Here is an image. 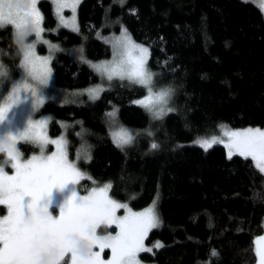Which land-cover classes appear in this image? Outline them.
Listing matches in <instances>:
<instances>
[{
    "label": "trees",
    "instance_id": "trees-1",
    "mask_svg": "<svg viewBox=\"0 0 264 264\" xmlns=\"http://www.w3.org/2000/svg\"><path fill=\"white\" fill-rule=\"evenodd\" d=\"M43 25L61 50L52 60L53 78L67 91H81L98 75L73 56H110L98 33L123 26L149 49L148 65L162 85L175 91L176 110L159 123L154 135L138 134L123 149L112 142L106 111L130 128H150L148 113L134 98L143 88L117 82L99 99L49 100L38 114L51 113V135L67 127L68 153L80 145L86 158L78 167L88 174L81 190L110 182L111 196L142 208L157 201L161 224L148 243H158L141 258L155 264H255L254 238L263 230L264 174L251 159L216 144L205 151L193 141L216 125L264 127V12L243 0H82L79 32L51 28L53 6L41 0ZM43 50L42 47H39ZM0 62L17 75L20 57L10 27L0 29ZM73 51V52H72ZM158 123V124H159ZM24 157L38 149L20 142ZM81 149V148H80ZM84 154V153H83ZM89 162H85L88 157ZM3 159V154H0ZM213 250L217 255L213 256Z\"/></svg>",
    "mask_w": 264,
    "mask_h": 264
},
{
    "label": "snow or ice",
    "instance_id": "snow-or-ice-1",
    "mask_svg": "<svg viewBox=\"0 0 264 264\" xmlns=\"http://www.w3.org/2000/svg\"><path fill=\"white\" fill-rule=\"evenodd\" d=\"M40 0H0V29L10 27L17 45L20 62L13 75L0 62V205L7 214L0 216V264H140L138 256L151 249L144 245L145 237L162 223L157 201L143 211H133L127 203H120L110 196V182L103 186L85 189L80 194L77 186L86 176L77 160H70L65 136L49 138V121L36 114L48 98L53 79L52 53L60 51L57 44L44 38V15L38 7ZM58 21V28L65 27L79 32L77 9L82 0H50ZM125 0H120L123 6ZM244 3L254 0H243ZM264 12V0H260ZM69 9L70 18L63 11ZM106 43L109 41H105ZM48 47V55H39L37 46ZM111 61L93 63L81 55L102 77L111 81L127 80L129 84L146 89L143 99L134 101L153 118L159 119L173 109L166 108L170 89L156 91L154 74L148 68L149 49L135 43L126 29L112 41ZM2 52V50H0ZM83 52V49H81ZM102 86L87 90L90 99H99ZM116 117V110L107 114ZM150 134V133H149ZM223 137L194 141L208 151L223 143L228 158L234 155L249 158L254 167L264 174V130L259 127L243 130L225 128ZM112 142L123 149L135 136L120 127L111 133ZM20 142L39 149L38 154L24 158ZM55 147L49 154L48 146ZM158 145L153 143L152 148ZM89 156L85 162H89ZM11 168L12 174H9ZM70 186V187H69ZM67 190V195L63 193ZM55 193H61L59 200ZM123 209L124 214L118 215ZM116 231L113 234L112 229ZM256 264H264V235L253 241ZM156 247H162L157 244ZM98 249V250H97ZM110 249L105 260L103 253ZM212 255L217 253L213 250Z\"/></svg>",
    "mask_w": 264,
    "mask_h": 264
},
{
    "label": "rangeland",
    "instance_id": "rangeland-1",
    "mask_svg": "<svg viewBox=\"0 0 264 264\" xmlns=\"http://www.w3.org/2000/svg\"><path fill=\"white\" fill-rule=\"evenodd\" d=\"M40 1H41V0H40ZM49 1H50V0H49ZM253 3H255V4H257V5L259 6V5H260V0H254ZM52 6H53V5H52ZM38 7H39V4H38ZM259 7H260V6H259ZM39 8H40V7H39ZM53 10H54V6H53ZM54 13H55V12H54ZM63 15H64L65 18L67 19V18H70V17H71L72 13H71V11H70L69 9H65V10L63 11ZM55 17H56V15H55ZM43 26H44V25H43ZM44 28H45V27H44ZM59 28H62V27H59ZM63 28H65V27H63ZM57 29H58V21H57V17H56V24L54 25L53 28H51V31H52V32H55ZM66 29L70 30L69 28H66ZM122 29H125V28H124L123 26H121V28H120V30H119L118 32L98 33L99 38L103 39L104 41H106V40L109 41V42H107V43H108V44L110 45V47H111V54H110V56H108V57H106V58H102V59H96V60H91V59H88V58H86V59L89 60V61H92L93 63H99V62H102V61H111V60H112V56H113V48H112L111 41H112L115 37L120 36V34H121V30H122ZM70 31H72V30H70ZM75 32H76V31H75ZM43 35H44V38H45V39L49 40V41H50L51 43H53V44H57V45H59V47H60V49H61L60 44H59L57 41L52 40V39L48 36V32H47V29H46V28H45V33H44ZM131 38H132V37H131ZM132 40H133V39H132ZM133 41H134V40H133ZM134 42L137 43V44H139V45H141V46L147 47L146 45L141 44V43H139V42H136V41H134ZM39 47H42L43 50H40ZM147 48H148V47H147ZM56 52H58V51H56ZM56 52L52 53L53 57H54V55L56 54ZM72 52H73V51H72ZM37 53H38L39 55H48V54H49L48 47H47L46 45H43V44L38 45V46H37ZM81 55H83L82 52H81V50H78V53H77V54H75V53L73 52V56H75V58L78 59V60H80V61H82V60H81ZM148 68H149V70L154 74V76H153V85H154V88H155L156 91H159L160 89H170V90H171V96H170V98L168 99V102H167L166 108L173 109V111L167 112V114H169V113H171V112H174V111L176 110V105H175V91H174V89H173L172 87L168 86V85H162V84L159 82L158 75H157V73L154 71V69L150 68L149 65H148ZM94 72L98 75V80H97L96 82L92 83L91 85L84 87L83 89H81V91H71V92H69V91H67L66 89H63V88L57 86V85L55 84V82H54V78H53L52 81H51V83H50V85H49V89H46V90H45V91L48 93V98L46 99V102H48L49 100H59V99H60V100H63L64 102H65V101H70V102H71V101H73L72 98H73V99H74V98H77V99L82 98V99H84V100H93V99H90V98H89V95L87 94V90L93 89V88H95L97 85L102 86L104 89H109V88H111L112 86H114V84L117 83V82H120V83L123 82V83H127V84H129L127 80L121 81V80H119V79H113V80L109 81V80H107L106 78L102 77V76H101L99 73H97L96 71H94ZM17 75H18V73H17ZM129 85H132V84H129ZM137 86H139V85H137ZM140 87H141V86H140ZM143 90H144L143 94H142L141 96L137 97V98H134V99L132 100V103H134V101H137V100H139V99H143V98L145 97V95L147 94V93H146V89L143 88ZM101 92H102V91H101ZM101 92H99L98 94L100 95ZM46 102H45V103H46ZM134 104H136V103H134ZM41 108H42V107H41ZM113 110H117L116 105H112L111 108L107 109L106 113L108 114V113L112 112ZM39 111H40V110H39ZM116 113H117V112H116ZM147 113H148V112H147ZM107 114H106V120H107L108 125L110 126V127H109V129H110V135H111V133H113V132H118V131L120 130V127L122 126V127L126 128V129L132 131L135 137H136L138 134H145V135L147 134L148 136L151 137V139H152V143L154 142V135L156 134V132H157V130H158V128H159V125H160L159 122H160V121H161V120L167 115V114H165V115H163L161 118H159V119H155V118L152 117L151 114L148 113V115H149V117H150V122L152 123V124H151V127H150V128H144V129H137V128H130V127H127V126H125V125H121L118 121H115V119H117L116 117L113 119V118H110ZM36 116H37V118H44V119H47V120L49 121L48 129H47V131H48V135H49V138H51V139H56V138H59L60 136L63 135V136L66 137V140H67V142H68V139H67V133H66V131H67V127H68V126H65L64 124L61 125V126H60V127H61L60 133H59L58 135H51L50 132H49V125H50L51 120H52V114H51V113H42V114H38V113H37ZM158 123H159V124H158ZM249 127L256 128L257 126L233 127V126H230V125H227V124H219V125H216V126H215V129H213L212 131H208V132H206L204 135L198 136L194 141L199 140V139H211L213 136H215V137H218V138L223 137L224 141L227 142V137H224V136H223V132H224L225 128H227V129H229V130H243V129H245V128H249ZM259 128H261L262 130H264V127H259ZM149 133H150V134H149ZM194 141H193V142H194ZM22 143H24V142H22ZM219 144L223 145V147H224V144H223V143H219ZM80 148H81V149H80ZM80 148H79L78 150H76V153H75V155H74V158H71V157L69 156V159H70V160H77L78 157H79L80 159H82V158H86V157H84V156H85L84 146L80 145ZM224 148H225V147H224ZM19 149H20V148H19ZM37 149H38V148H37ZM54 150H55V147H54V146H52V145H49V146H48V152H49V154L51 153V151H54ZM68 150H69V149H68V144H67V151H68ZM20 151H21V149H20ZM38 152H39V149H38L36 152H31L29 155H27V156L24 157V158H28V157H30V156L33 155V154H38ZM225 152H226V155L228 156V149H227V148H225ZM83 153H84V154H83ZM68 154H69V153H68ZM249 159H250V158H249ZM7 170H8V172H9V174H12V170H11V168H8ZM81 171H82V170H81ZM82 172H84V171H82ZM84 173L86 174V176H88V174H87L86 172H84ZM83 180H84V179H83ZM81 181H82V180H81ZM81 181H80V182H81ZM103 185H104V184H96V186H103ZM93 186H94V185H91V187H93ZM69 187H70V186H69ZM91 187H90V188H91ZM77 188H78V190L80 191V194H82V195H83V194H86V191H85V190H81L80 185H78ZM90 188H87V189H90ZM109 194H110V192H109ZM53 195H54V198H55V199L59 200L62 194H61V193H55V192H54ZM63 195H67V190L63 193ZM110 196H111V194H110ZM112 198L115 199V200H117V201L120 202V203H127V204L129 205V207H130L133 211H143L146 207L150 206V205L152 204V202H153V201L150 202V204H148V205L145 206V207L137 208V209H136V208H133V207H132L130 201H128V200L120 201V200L114 198L113 196H112ZM1 208H2V210L4 211V213H0V216H2V215H6V214H7V209H6L4 206L0 205V209H1ZM117 214H118V215H123V214H124V210H123V209L118 210V213H117ZM109 231H112L113 234H114L115 231H116V229H115V227L113 226V228H112V229H109ZM150 232H151V231H150ZM150 232H149V233H150ZM149 233H148V235H149ZM148 235L145 237L144 245H145L146 248H149V249H151V250H150V251H147V252H141V253H152L153 250H154L155 248H157L156 245L159 244V242H158V243H148V242H147V237H148ZM261 235H264V222H263V230H262V232H261L259 235H257L256 237L261 236ZM256 237H255V238H256ZM255 238H254V240H255ZM97 250H98V249H97ZM141 253H140L139 256H138V259H139V261H140V264H155L154 262H149V261H145V260H143V259L141 258ZM110 255H111L110 249H106L105 252L103 253V258H104L105 260H107V259L110 257ZM255 264H256V263H255Z\"/></svg>",
    "mask_w": 264,
    "mask_h": 264
},
{
    "label": "flooded vegetation",
    "instance_id": "flooded-vegetation-1",
    "mask_svg": "<svg viewBox=\"0 0 264 264\" xmlns=\"http://www.w3.org/2000/svg\"><path fill=\"white\" fill-rule=\"evenodd\" d=\"M0 213H4V211L2 210V208L0 209ZM142 254V253H141Z\"/></svg>",
    "mask_w": 264,
    "mask_h": 264
}]
</instances>
